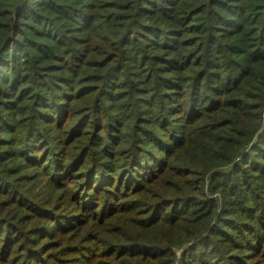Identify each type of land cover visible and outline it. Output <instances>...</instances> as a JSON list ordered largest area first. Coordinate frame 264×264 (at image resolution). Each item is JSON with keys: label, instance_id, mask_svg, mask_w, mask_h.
<instances>
[{"label": "trees", "instance_id": "obj_1", "mask_svg": "<svg viewBox=\"0 0 264 264\" xmlns=\"http://www.w3.org/2000/svg\"><path fill=\"white\" fill-rule=\"evenodd\" d=\"M35 1L0 0V76L2 70L7 74L0 78V93H7V105L13 109H17L16 100L24 101L31 96L35 98L32 107L27 109L31 116L27 130H16L20 120H10L6 115L2 117L0 133L12 134L9 138L0 137V146L9 144L8 148H0V153L8 157H22L28 164L47 161L44 167L49 165L52 169L47 175L49 178L53 176L57 180L60 176L62 181H67L73 177H85L91 180L93 186L97 185V181H106L98 178L102 173L114 169L109 164L114 163L115 156L120 157L122 163L119 167L122 168L117 174L116 185L112 186L113 180L112 185L104 190L101 217L111 212L110 201L114 197L127 199V204L133 203L136 199H128L130 193H135L146 179H162L165 175L170 177V166L172 172L196 174L199 177L196 188H192L190 180L183 178L179 180L181 184L172 183L173 190L161 191L166 194H160L157 202L150 204L140 200L146 206L143 213L152 212L150 225L160 221L177 223L183 220L187 231L184 238L158 242L133 239L127 243L111 244L107 248L109 253L114 258L129 254L137 260L173 264L176 255L174 248L187 243V247L182 248L178 264H264V0H236V6L231 4L232 0H124L125 3L121 5L115 0H108L105 4L101 3L110 8L105 15L108 23L103 27L97 24L98 16L91 11L100 5L97 4L98 0L89 3L84 2L86 0H49L41 7H36ZM254 1H258L257 4ZM79 6L82 9L76 10ZM117 6L127 11L125 16H118L125 21L121 24L120 32L111 30L112 26H109V21L115 15L112 8ZM49 15L53 16L50 18ZM30 16L31 22L38 26H28L31 24L27 21ZM71 21L80 23L74 29L81 26L79 29H93L95 34L104 30L106 36L101 38L109 42L113 51H108L101 60L89 59L87 46H72L88 39L72 34L74 26ZM160 22L167 25L162 26ZM226 22L234 25L233 28H226L230 25L220 26ZM39 26L41 28L38 29ZM184 33L189 39H184ZM32 34L41 40L31 39L30 42L28 36ZM143 38L148 39L145 46L149 45L141 51L137 45ZM226 39L232 40L229 42ZM24 42L34 44L42 57L48 58L49 54L53 55L58 50L69 51L70 60L64 64L67 61L65 58L63 63L49 68L51 73L47 72L40 80L36 79L40 75L39 70H34L35 76L31 75L34 76L33 85L20 88L24 76L18 75L15 58L20 57L16 55L22 52L21 44ZM191 46L194 48H186ZM152 49H164L166 52L152 54ZM133 50L137 55L135 62L142 52V60L140 57V63L134 64L141 69L138 74H131L138 80L125 78L123 82H128L130 88L116 94L112 88L122 84L116 78L124 70L127 71L125 77L130 76L127 62L132 59ZM213 52L218 55L217 63L212 61ZM148 62L151 64L147 68L145 63ZM159 62L164 66H157ZM92 63L101 67L103 74H89L81 79L80 73L85 72V67H91ZM9 65L11 68L6 70ZM188 67L190 74L180 72ZM220 67L228 71L218 70ZM63 69L72 74L60 75V79L52 74ZM175 70L177 74L164 76V73ZM54 77L59 81L55 82ZM96 80L101 84H82ZM57 88L63 92H56ZM37 89L40 92H34ZM96 90L98 93L93 100L92 111L81 114L73 126L65 127L68 130L42 128L43 120H51L52 128L64 127L68 121L66 117L72 116L70 103ZM185 92L188 95L186 99L183 98ZM140 94L149 96L140 100L143 99ZM246 95L252 100L247 99ZM125 96L133 100L137 98L139 103L150 104L145 108L149 114L156 115L154 120L160 121L162 118L159 115L167 111L162 120L166 130H140L139 126L138 130H119V124L111 122L113 114L108 111L112 108V102L105 104L104 98L114 101ZM170 97L173 106L166 108ZM60 100L64 102H58ZM177 112L182 114L183 124H176L175 130H170L175 119L173 115ZM100 113L109 118L106 134L101 133L105 125L99 126L97 123ZM125 117L115 116L120 124L126 120ZM203 117L205 120L199 123ZM194 123L196 126H193ZM89 125L97 129L85 130ZM179 125H182L181 129ZM121 142L127 146L118 150L116 145ZM177 154L184 156V168L174 167L170 163L174 159L177 161ZM187 156H191V159ZM195 157L200 160L193 167L195 159L192 158ZM97 158L101 159L100 163ZM222 165H225L223 169H216L210 175L213 174L215 179L226 177L228 181L224 184L217 182L218 186L213 182L207 188L203 175L213 167ZM8 170L0 168V190H15L16 199L21 198L34 208L40 207L33 198L13 186V180L7 178ZM139 170L143 172V179H133ZM131 171H134L132 175ZM121 180L127 184L123 192L116 189ZM185 181L188 187L184 185ZM93 186L90 190H95ZM219 186L224 187L223 191L226 190L227 194L237 195L227 200L232 203L224 200L230 208H222L224 214L221 216L213 211L216 197L210 193ZM83 189L71 191L77 202L76 210L79 211L74 215L75 228L87 217L89 209L96 211L99 205L96 203H101L96 200L97 194L93 196L95 201L88 203L86 199L91 195L84 194ZM100 190L103 188H98ZM191 190L196 191L198 196H194ZM109 194L113 198L108 200ZM137 201L133 203L134 206ZM226 212L233 215L227 217ZM203 220V228L193 225ZM65 224L62 226L69 229L74 227L69 226L70 219ZM54 228V224H41L33 233H28L32 230L23 229L15 221L0 215V262L11 258L13 247L18 245L20 238L30 240L31 236L41 234L54 238L57 231L66 229ZM31 241L35 243L38 239ZM26 251L23 256L27 260L20 264H39L37 261L50 264L46 259L41 260L44 254H41L40 248L26 246ZM11 259L15 261L14 264L21 260L15 257Z\"/></svg>", "mask_w": 264, "mask_h": 264}, {"label": "rangeland", "instance_id": "obj_2", "mask_svg": "<svg viewBox=\"0 0 264 264\" xmlns=\"http://www.w3.org/2000/svg\"><path fill=\"white\" fill-rule=\"evenodd\" d=\"M49 0H37L35 1L34 5L36 7H41V4H45ZM56 1V0H55ZM72 0H70L71 2ZM92 0H86L84 2H91ZM97 4H100L97 6V8H92L91 11L97 14L98 18L97 24L100 26L107 25L108 20L106 19V11L110 8H107L105 5L101 3H106L108 0H98ZM118 2L119 5L122 3H125L124 0H115ZM232 5L236 6V0L231 1ZM258 1H254V4H257ZM1 8V7H0ZM82 9L81 6L77 7L76 10ZM87 10V9H86ZM112 11L115 12L114 19L109 21V26L111 30L113 31H118L120 32L122 30L121 24L124 21V19L118 18V16H125L127 14V11L123 10L120 8V6H117L116 8H112ZM50 18L53 15H49ZM122 18V17H121ZM109 19V18H108ZM28 22H31V16L29 19H27ZM128 20H126L127 22ZM72 25L74 26L71 30L72 34L76 37H82L83 39H88V41H85L84 43H75L72 46H87L89 50V59L91 58L92 61L96 60H101L107 52L113 51V49L109 46V42L107 40L102 39V37L106 36V33L104 30H101L99 34H95L96 32L93 29H88L86 30H81L79 28H82L81 26L76 28V26H79L77 22L71 21ZM162 26L167 25L163 24L160 22ZM172 24V23H169ZM230 25L231 27H226ZM28 26H38L35 22H31ZM224 26L226 28H233L234 25L226 22L225 25H220ZM41 28V26L38 27V29ZM26 30L29 31L28 28H25ZM197 34H200V32H197ZM100 35V36H98ZM184 39H189L186 33H184ZM30 37L29 41L34 39L35 41L41 40L40 38H36L35 35L28 36ZM45 39V38H44ZM31 40V41H32ZM175 40V39H174ZM227 41L231 42L232 39H226ZM30 41V42H31ZM30 42H24L21 44V50L22 52L19 53L20 57H16V68H19L18 75L19 76H24L22 79V83H20V88L24 86H29L33 85V77L35 76L34 70H39L40 75L36 77L37 80H40L43 75H45L47 72H49V68H53L56 64H61L66 60L67 61L64 63L66 64L70 60V52L65 51L63 52L62 50H58L54 52L53 55L49 54V57H42L41 53L36 50L34 44H30ZM48 42V41H47ZM139 44L137 45L138 48L143 49L148 48L147 45L145 46L146 42H148V39L143 38L142 40H139ZM196 47V45H195ZM71 48V46L69 47ZM69 48L67 50H69ZM119 48V45H118ZM187 49L190 50L193 49L194 47H186ZM26 49H28L26 51ZM20 50V49H17ZM16 50V51H17ZM181 50H186V49H181ZM101 52V53H100ZM106 52V53H103ZM163 53L166 52L164 49H152L151 53ZM27 53V55H25ZM13 54V53H12ZM121 55V52H119ZM52 56V57H51ZM131 60H129L127 63L129 65V70L128 72L130 73V76L125 77V73L127 72L126 70L122 71L120 73V76L116 78L117 82L122 83L121 86L113 87L112 90L114 92H117L116 94H119L120 92H126L128 91L129 83L123 82L125 78L128 80L130 78L131 81L138 80L135 79L134 76L131 74H138L141 68L137 67L138 64L140 63V57L142 56L139 55L138 61L135 62L136 59V53L133 50L131 54ZM217 53L213 52L212 53V61L217 63ZM30 58V60H29ZM142 60V57H141ZM91 61V62H92ZM142 66L144 67L143 62H141ZM151 62L145 63V67L148 68V65H150ZM164 63L159 62L156 63L157 66L163 67ZM6 70L11 68V65L6 66ZM146 68V69H147ZM218 70H227V68L220 67ZM103 70H101V67H98L96 64L91 65V67H85V72L80 73V78L87 77L89 74H103ZM177 70L172 71L171 73H164V76H171L172 74H177ZM183 74H190L191 72L189 71V67L183 69V71H180ZM224 72V71H223ZM2 75L0 78H4L7 76V74L2 70ZM34 74L33 77L31 75ZM52 74L60 79V75H70L72 74L69 72L67 69L63 70H58L56 72H52ZM128 74V73H127ZM54 77V81H59ZM78 77V78H79ZM12 78V76H10ZM35 80V79H34ZM2 81H0V88H1ZM84 84H97L100 85L101 81L96 80V81H87L82 83ZM56 92H63L62 89H55ZM34 91V90H33ZM40 92V90H36L34 92ZM170 92V91H168ZM98 91H94L89 93L88 95H85L84 97L72 101L70 104V108L73 111L72 116L66 117L65 120H68L67 123H65L64 127L59 128H52L50 127L52 124L49 123L51 120H43L44 123L42 128L44 130H68L65 129L66 126H73L74 123L77 122L78 118L80 117L81 114H89L93 108V100L96 98ZM234 95V93H233ZM7 93L1 92L0 93V123L1 119L3 116H7V118L11 119H18L19 121V127L16 130H27V127L29 125V121H31V116L29 115V110L27 109L32 107V104L34 103V96L29 97L28 99H25L24 101H17L16 108L13 109L14 107H11L7 105ZM17 95H15L16 98ZM140 100H145V98H148L149 95L147 94H140L139 95ZM186 92L183 95V98H187ZM247 99H251L249 95H246ZM105 104H109L112 102V108L108 110L110 113H112L111 117V122H114L115 124H119L117 127H120L119 130H138V126L140 127V130H166L165 126H162L163 123V117L165 116V113L167 112H162L159 116L162 118L160 121L158 119H155L156 115H151L148 113L146 110L145 106H151L150 104L147 103H139V100L135 98L134 100L130 96H125L123 98L116 99L114 101L109 100L108 98H104ZM252 100V99H251ZM254 100V99H253ZM168 104L166 105V108H171L170 106H173L171 101L173 102L172 97L167 99ZM19 102V103H18ZM58 102H64L63 100H60ZM136 106V107H134ZM81 108V110H79ZM27 111V112H26ZM118 114V115H117ZM214 114V113H213ZM101 115V113H100ZM125 115L126 120L122 121V123H118L116 121L115 116H122ZM29 116V117H28ZM175 117L174 120H172V123L170 125V130H175L174 127L177 126L176 124H183V116L181 113H175L173 115ZM128 117V118H127ZM52 119V117H50ZM138 118V120H137ZM204 118V117H203ZM62 119V118H61ZM137 120V122H136ZM204 119H202L200 122H202ZM155 121V122H154ZM52 122H55L54 120ZM107 122H109V118L102 114L101 117L97 119V123L105 125L101 129L102 134H106V129H107ZM263 122H264V111H263ZM197 124V123H196ZM97 126V124H95ZM179 129L182 128V125H179ZM193 126H196L195 123ZM96 127L94 126H87L85 127V130H96L94 129ZM3 130H8V129H3ZM12 130V129H11ZM169 130V129H168ZM11 132H1L0 137L2 138H9L11 136ZM4 146V147H2ZM9 144H3L0 146L3 150L4 148H8ZM127 144L124 142H121L116 145L118 150H122L124 147H126ZM127 154V153H126ZM125 154V155H126ZM177 161L176 159L171 160V164L174 165V167H179V168H184L183 160L184 156L182 154H177ZM191 156H187L188 159ZM183 158V159H182ZM115 161L114 163L109 164L112 166V170L107 171L102 173L101 178L99 177L98 179L101 180H106L105 182L97 181V185L93 186L91 184V180L85 179V177H82V179H77L76 177L72 180H67V181H62L60 179V176L58 177L59 179L55 180L53 179V176L49 178L48 173L52 170L51 168L44 167L46 162L38 161L37 163L34 164H28L22 157L14 156V157H8L6 154L0 153V168H7L8 174L7 178H10L13 180V186L20 188L21 192L26 193L28 196L33 198L39 204L40 207L37 206V208H34V206L28 205V203L25 200L16 199V191H8V189L5 188V190H0V215L4 217H8L9 220L15 221L16 223L19 224V227H23V229L26 230H32L29 231L28 233L32 232L35 230L37 227H39L41 224L46 225V224H54L55 228L54 229H61L62 227L65 229V226H62L65 224V221L67 219H70L69 226L73 225L71 229L66 228L65 231L62 232L63 229H61V232L57 231L55 234L54 238L48 237L47 235H33L31 236L30 240H25L26 237L20 238L18 245H14L12 253H11V258H21L18 264H20L23 261L27 260V257H24L27 253L26 251V246H31L34 248H40L41 249V254L43 257L41 260H47L50 264H160L156 260L155 261H144V260H137L133 256L126 254L121 258H114V255L109 253L107 250L108 246L111 244H121V243H127L130 241H134L135 239L138 241L142 242H158V241H164L165 239L171 240H177L184 238L185 235L187 234V231H185L186 225L183 220H179L177 223H169V222H157L154 224H148L150 221H152L151 214L152 212L148 214H144L143 210L146 208L145 205H142L143 201L141 202L140 200H145L150 204H153L157 202L161 195H165L166 193H161L163 190H171L172 189V183L173 182H178L181 184V179H186L190 180V185L192 188H196L198 185V180L197 177L198 175L192 174V173H177V172H172L171 171V166L169 167V175H165L162 179H151L143 183L140 188L136 189L134 192L135 193H130V197L128 199L135 198L136 201L138 202L136 206H134L133 203L135 202H130V204H127L126 200L127 199H119L118 198H113L110 196L108 197V200L111 199V207L107 215H102L103 212H101L100 207L103 204L104 201V190H107L106 188L110 187L112 185L113 187L116 185V178L117 174L121 171L122 167H119V164L122 163V160L120 157L115 156L114 157ZM126 159V157H125ZM124 160V162H126ZM195 159L193 160L194 164H192L193 167L196 166V164L199 162L200 158L195 157L192 158ZM100 163V158L96 159ZM105 162V161H104ZM109 162V161H108ZM49 164V163H48ZM126 165V164H125ZM123 165V167H125ZM225 165L222 166H217L213 167L210 171L205 173L204 179H205V185L206 187L210 188V184H217V182H220L222 184L226 183L228 179L225 178H214L212 176L213 174L210 175L211 172H213L216 169H223ZM135 172V175L133 176V179L140 178L143 179V172L140 173ZM134 173V171H131V175ZM50 174V173H49ZM200 176V175H199ZM212 176V177H211ZM1 178V177H0ZM121 179V178H120ZM118 179V180H120ZM132 179V180H133ZM214 179V180H212ZM61 180V181H60ZM114 182L110 184L112 181ZM178 180V181H175ZM130 180H128V184H130ZM139 182H141L139 180ZM78 184H81L80 187H78ZM185 186H189V184L185 181L184 183ZM94 187L95 190H90L91 187ZM127 184L121 180V184L118 183V186L116 189L119 191L123 192L125 191ZM129 186V185H128ZM1 187V185H0ZM83 189L84 194H90L91 198L86 199L89 202L92 200L95 201V194H97L98 198L96 199L98 202L101 203H96L99 204L96 206V211L94 209H89L87 212L88 215L84 219L83 222L80 223V225L75 228L76 223H75V217L74 215H77L79 211L76 210L77 202L73 199V194H71L72 190H80V188ZM98 188H103V190L98 191ZM206 188V189H207ZM222 186L216 187L214 191H210L212 193V196H215L216 199L214 200V209L213 211H216V214L218 215H223L224 211L222 208L225 206L229 205L224 202V200H232L235 196L237 195H231L227 194L226 190L223 191ZM121 189V190H120ZM173 190V189H172ZM194 194V196H198L196 191L191 190ZM207 192V190H206ZM225 192V193H224ZM94 193V194H93ZM208 193V192H207ZM93 194V195H92ZM158 194L160 195L158 197ZM168 195V194H167ZM94 196V197H93ZM72 197V198H71ZM102 197V200L100 199ZM153 202V203H151ZM229 203H232L231 201H227ZM123 205L121 208H119V204ZM141 204V205H140ZM127 205V206H125ZM169 208V207H168ZM168 208H165L168 210ZM230 208V207H229ZM232 208V207H231ZM83 212V211H81ZM227 217L233 215L228 212L225 213ZM169 216L171 214L168 213ZM190 215V214H188ZM97 216V217H96ZM148 218V219H147ZM87 221V222H86ZM215 222V221H214ZM213 222V223H214ZM204 220L199 221L194 223L193 225L203 228L202 226L204 225ZM148 224V225H146ZM59 225L60 228H56V226ZM67 225V224H65ZM38 239L35 243H33L31 240ZM134 239V240H133ZM182 247H176L174 248V252L176 253L175 258H174V263L173 264H178L179 263V258L181 256L182 248L187 247V243H183ZM109 253V255H108ZM46 254V255H45ZM23 256V257H22ZM167 255L164 256L166 258ZM9 258L8 261L6 262H0V264H14L15 261L12 262V259ZM162 258V257H161ZM39 264H42V261H37ZM29 263V262H28Z\"/></svg>", "mask_w": 264, "mask_h": 264}]
</instances>
